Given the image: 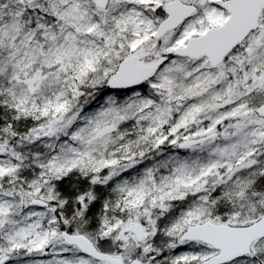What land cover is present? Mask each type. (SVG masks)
Listing matches in <instances>:
<instances>
[{
  "label": "snow or ice",
  "instance_id": "snow-or-ice-1",
  "mask_svg": "<svg viewBox=\"0 0 264 264\" xmlns=\"http://www.w3.org/2000/svg\"><path fill=\"white\" fill-rule=\"evenodd\" d=\"M0 264H264V0H0Z\"/></svg>",
  "mask_w": 264,
  "mask_h": 264
}]
</instances>
